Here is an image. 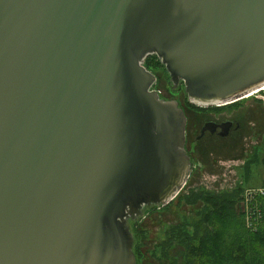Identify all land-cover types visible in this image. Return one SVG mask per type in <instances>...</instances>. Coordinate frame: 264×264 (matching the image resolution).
Segmentation results:
<instances>
[{"label": "water", "instance_id": "water-1", "mask_svg": "<svg viewBox=\"0 0 264 264\" xmlns=\"http://www.w3.org/2000/svg\"><path fill=\"white\" fill-rule=\"evenodd\" d=\"M191 104L264 87V0H0V264H139L185 187Z\"/></svg>", "mask_w": 264, "mask_h": 264}, {"label": "rangeland", "instance_id": "rangeland-1", "mask_svg": "<svg viewBox=\"0 0 264 264\" xmlns=\"http://www.w3.org/2000/svg\"><path fill=\"white\" fill-rule=\"evenodd\" d=\"M155 75L157 80L153 87L162 97L177 99L185 107L188 117L186 150L193 168L181 193L187 194L194 189L230 191L239 184L244 187L261 186L264 181V90L220 115L202 114L191 110L193 108L188 105L190 102L183 85L172 89L165 67ZM205 119H233L238 127L234 126L227 137L215 135L197 139ZM248 163L250 166L247 171L245 168ZM202 206L203 202L196 206L183 202L179 206L173 203L168 209H162L164 206L146 209L144 216L137 221L147 235L141 242L142 257L138 258L139 264H161V260L154 255H157L158 244L166 239V230L170 225L180 222L184 214L195 216L196 207ZM178 250L177 246L171 253H177Z\"/></svg>", "mask_w": 264, "mask_h": 264}, {"label": "trees", "instance_id": "trees-1", "mask_svg": "<svg viewBox=\"0 0 264 264\" xmlns=\"http://www.w3.org/2000/svg\"><path fill=\"white\" fill-rule=\"evenodd\" d=\"M145 66L155 74L164 68L154 54L145 59ZM241 102L243 99L227 107H238ZM188 105L199 108L191 103ZM223 108L215 109L221 111ZM249 166L250 163L245 168L247 171ZM261 185H264V181ZM245 188L239 184L230 191L194 189L187 194L180 192L162 209H168L173 203L179 206L183 202L191 206L203 202V206L196 207L195 216L184 214L180 222L170 225L166 230V239L158 244L154 257L161 260V264H264V195L256 196L261 222L257 229H250L243 208ZM132 230L136 240L135 253L141 259V242L147 237L146 231L138 222L132 224ZM177 246V253H171Z\"/></svg>", "mask_w": 264, "mask_h": 264}, {"label": "flooded vegetation", "instance_id": "flooded-vegetation-1", "mask_svg": "<svg viewBox=\"0 0 264 264\" xmlns=\"http://www.w3.org/2000/svg\"><path fill=\"white\" fill-rule=\"evenodd\" d=\"M263 90H261V91H263ZM251 96H253V95H251ZM250 97H247V98H250ZM163 98H165V97H163ZM165 99H167V98H165ZM242 99H239L237 101H240ZM232 103H235V102H232ZM229 104L222 105V106L208 107V108H211L208 110H204V109L202 110L201 108H204V107H199V106H196L199 108H193V109L190 108V109L196 113L220 115V114H222L228 110L227 105H229ZM223 106H224V108L221 111H217L215 109L216 107H223ZM183 108L185 110V107H183ZM185 113H186V110H185ZM186 115H187V113H186ZM187 126H188V117H187ZM187 126H186V147H187ZM234 126L238 127V124L233 119H221L219 121H217L215 119H205L203 124L200 127V132L197 135V139H202L206 136H215V135H217L219 137H227L231 133V131L233 130Z\"/></svg>", "mask_w": 264, "mask_h": 264}, {"label": "built area", "instance_id": "built-area-1", "mask_svg": "<svg viewBox=\"0 0 264 264\" xmlns=\"http://www.w3.org/2000/svg\"><path fill=\"white\" fill-rule=\"evenodd\" d=\"M264 195V185L259 187H246L244 191V209L246 211V223L248 228L257 229L258 224L261 222L262 215L256 203L257 195Z\"/></svg>", "mask_w": 264, "mask_h": 264}, {"label": "bare ground", "instance_id": "bare-ground-1", "mask_svg": "<svg viewBox=\"0 0 264 264\" xmlns=\"http://www.w3.org/2000/svg\"><path fill=\"white\" fill-rule=\"evenodd\" d=\"M263 89H264V87L261 88L260 90H256V91H254V92H251V93H249V94L243 96V99H245V98H247V97H250L251 95H254V94L258 93V92H260V91L263 90ZM240 99H242V98H240ZM235 102H236V101H235ZM230 104H231V103H230Z\"/></svg>", "mask_w": 264, "mask_h": 264}]
</instances>
